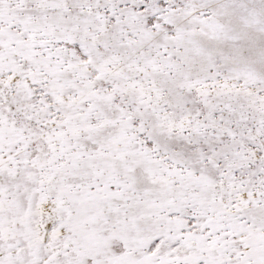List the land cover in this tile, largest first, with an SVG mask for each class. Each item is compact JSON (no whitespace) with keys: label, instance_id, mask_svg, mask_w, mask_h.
<instances>
[{"label":"snow or ice","instance_id":"1","mask_svg":"<svg viewBox=\"0 0 264 264\" xmlns=\"http://www.w3.org/2000/svg\"><path fill=\"white\" fill-rule=\"evenodd\" d=\"M0 264H264V0H0Z\"/></svg>","mask_w":264,"mask_h":264}]
</instances>
